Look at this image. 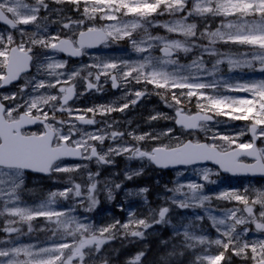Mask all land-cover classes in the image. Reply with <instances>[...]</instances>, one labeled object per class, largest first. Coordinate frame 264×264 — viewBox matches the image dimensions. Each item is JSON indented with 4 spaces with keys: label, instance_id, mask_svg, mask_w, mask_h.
Instances as JSON below:
<instances>
[{
    "label": "snow or ice",
    "instance_id": "6c2138e0",
    "mask_svg": "<svg viewBox=\"0 0 264 264\" xmlns=\"http://www.w3.org/2000/svg\"><path fill=\"white\" fill-rule=\"evenodd\" d=\"M57 4H71L74 11L80 13V18L60 21L63 29L68 31L61 36L60 32L44 35L47 26L36 24L37 31L29 32L26 28L18 25L33 24L40 18V13L49 11L46 0H35L34 4L24 0H0V22L8 25L19 33L17 39L13 33L0 34V88L11 84L13 81L23 78L22 74L30 73L35 69L21 87V94L30 85L31 92L23 104L6 105L5 101H15L16 95H4L0 97V215L8 213L13 217H19L21 221L30 222L35 217H45L48 223L54 225L50 231L55 239L60 234L59 242L51 246L17 245L13 241L0 240V264H84L85 253L83 249L95 245V251L111 239L119 222L94 227L91 223H85L72 213L76 210V204H71L67 210H57L51 207L55 203V197L60 196L69 199V193L75 197H83L81 186L75 184L63 191L53 192L50 198L36 208L20 206L16 202L20 200L19 192L25 183L27 172L51 173V172H73L87 165H64L60 163L66 157H77L82 160L95 158L97 163H111L107 159L109 153L120 155L130 153L129 159H146L151 164L168 168L176 165H202L211 162L218 166L219 170L232 175H262L264 176V147H258L256 141L264 142V79H250L246 81L228 82L222 78H215L222 69L220 64L227 62L228 71L244 70L259 71L264 73V0H55ZM21 9L27 10L22 12ZM100 13V20L116 21L103 26L88 24L87 21L97 19L93 14ZM177 13L185 15L174 23H163L148 19L155 15L165 14L175 16ZM132 16L137 19L132 22L123 18ZM222 17L220 27L214 31L208 27L197 33V24L186 23L189 17ZM47 16L42 19L47 20ZM231 18V19H229ZM147 20L152 26L164 27L169 33H178L185 37L184 41L168 40L160 36L149 35L146 40L137 41L133 32L137 28L144 27L143 21ZM145 32L147 29L145 28ZM195 37V40L190 38ZM127 38L133 49L138 53H148L140 61L114 60L112 58H93V63L88 68H95V73L89 71L86 77L87 89L97 88L101 76L111 80L112 87H127L135 82L143 83L145 86L152 85L156 94L164 99L167 107L172 108L175 117H169L163 113H157L151 120L174 119L175 124L187 130H199L206 133V139L212 143L200 142L199 140L181 141L173 135L174 130H167L151 134L136 135L128 133L137 142L148 140L159 141L162 136L175 139V145L163 144L153 146L150 150H143V146L127 143L109 147L108 152L101 154L97 147L89 141H98L103 144L105 135L96 133H83L80 138L73 139L76 131V121L92 125L96 123L94 116L97 111L103 114L105 111H124L129 105L123 104L119 108L101 106L88 108L81 111L73 109L69 105L74 93V85L70 82L79 72L70 74L58 73L55 69L64 68L67 61L56 63H45L54 59L45 55L43 59L34 52L35 47L51 49L55 53H66L72 57L87 55V49L96 48L101 45L108 47L110 42H118ZM201 39H207L208 45L217 42L232 43L237 45L252 46L249 53H241L239 56L225 55V59H217L212 69H204V61L200 58L193 60L192 65L201 71L181 75L180 69L185 66L179 65L176 59H172L177 50L185 53L193 48H202L201 55H217L218 50L199 43ZM148 40L158 41L159 44H148ZM146 45V46H145ZM162 46V47H161ZM160 47L162 57L154 56L149 50ZM176 65V70L165 71L164 66ZM41 76L54 77V79H40ZM95 76L96 83L88 80ZM207 76L214 77L208 81ZM61 77H66L61 79ZM223 87L227 92L245 93V96H230L217 93V89ZM41 89H56V92H40ZM179 89L180 91H176ZM210 90L205 92L203 90ZM186 90V91H185ZM147 89L135 90L137 100L146 94ZM170 97V99H169ZM195 97V101L193 98ZM195 104L196 114H190L184 107L185 104ZM24 111L21 112L20 109ZM57 112H66L68 119L57 120ZM87 113H93V118H86ZM217 117H226L220 121ZM228 121H244L239 133L232 135L221 133L216 130L215 125L227 123ZM40 124L42 131L25 132V126ZM55 125V126H54ZM67 126V132L62 129ZM250 133L249 141L241 139ZM123 137L124 133L112 131L110 138L115 140ZM219 141L220 143H217ZM243 158H251L254 163H246ZM137 175L139 173H136ZM98 175V173H96ZM182 175V173H181ZM211 175H219V171L212 169H200V178L206 183H217L211 180ZM92 179V174L89 175ZM131 179V175L128 176ZM176 187L169 189L173 193H180L184 199L178 200L174 195L173 204L181 208L204 207L205 202H210L214 195L217 199L235 201L243 207H234L225 212V219L217 220L210 216L213 227L219 233L214 240H208L204 235L191 234L188 229L193 227L190 223L184 228L185 241H195L198 244H214L218 249L216 254H208L198 257L199 260H207V264H231L232 256H238L249 264H264V235L255 238H246L253 229L244 227L238 230L240 225H254V231L264 234V188H252L251 186L241 189H224L212 195L205 194L203 189L206 184L188 182L187 184L176 181ZM117 189L120 185H115ZM187 188V192L182 190ZM97 191L96 182H92L87 188V199L91 202L86 211H90L97 203L94 193ZM147 191V189H142ZM108 198L113 199L112 191L109 190ZM79 203L83 204L81 199ZM11 205V207H9ZM260 206L258 213L254 207ZM169 212L168 207H162L155 223H167L165 217ZM238 213H246L247 215ZM55 217L57 219L53 220ZM196 219H201L196 217ZM226 220L232 223L227 224ZM7 223H16L10 220ZM136 223L144 228L151 226L145 219H139ZM223 226V227H221ZM128 229L127 223L120 225ZM32 225L28 224V232ZM9 233H20L18 228H4ZM99 232V236L96 233ZM105 233L110 235L105 237ZM132 236H143L140 231H131ZM176 235H180L179 229ZM71 238V239H69ZM11 244V246H9ZM192 247V244H187ZM230 253V254H229ZM143 252L138 253L129 264H140ZM171 255V253L169 254ZM23 257V258H21ZM78 258V259H77ZM164 264L167 259L161 257Z\"/></svg>",
    "mask_w": 264,
    "mask_h": 264
},
{
    "label": "rangeland",
    "instance_id": "374dc122",
    "mask_svg": "<svg viewBox=\"0 0 264 264\" xmlns=\"http://www.w3.org/2000/svg\"><path fill=\"white\" fill-rule=\"evenodd\" d=\"M48 1V0H46ZM50 4H49V11L46 13L45 16H49V18H47V20L42 19L41 17L38 18V20L36 22H34L33 24H29V25H20V28H26L29 30V32H35L37 31L36 29V24H45L46 21L51 20L50 24H47V31H49L50 33H56V32H65L68 31L67 29H63L62 28V24L58 25V22H60L61 18H63L62 20H66L67 17H69L66 14V10L69 7V4L64 3V4H57L55 3V0H50ZM24 2L26 3H35V0L28 1V0H24ZM58 7V8H57ZM188 7H191V0H189V4ZM63 9L65 11V15H63ZM22 12H27V10L25 9H21ZM61 14V16H60ZM94 16L97 17V19L95 20H89V23L95 24L96 26H103L105 24L108 23H116V21H105V20H100L98 17L101 15L100 13H95L93 14ZM185 15V13H177L175 16L172 15H168L165 14L163 16L160 15H153L152 17L148 18L151 20H154L156 22H158V24H163V23H174L175 21L181 19L183 16ZM71 17V16H70ZM72 18V17H71ZM200 16H195V17H189L188 20L186 21V23H196V19H200ZM219 18V17H216ZM221 20L223 19L222 17H220ZM125 21L128 22H132L133 20L137 19L135 17L132 16H126L123 18ZM231 19V18H229ZM220 20V21H221ZM144 24V27L141 28H137L134 30L133 32V37L137 40V41H141V40H146L147 37L149 35L151 36H160V37H164L167 38L168 40H180V41H184L185 37H183L182 35H179L178 33H169L164 27L161 26H152V24L148 23L147 20L142 22ZM145 28L147 29V32H145ZM205 28H203L201 30V32L204 30ZM45 35V33H44ZM14 36L19 39V33L14 32ZM191 40H195V37L190 38ZM124 43V46L127 48H130V50H125V52L122 53H116L114 55L111 56H104L101 54H95L93 56V58H112L114 60H129V61H140L142 60V58L146 55H148V53H138L136 52L132 45L130 44L129 40L127 38L120 40V42ZM119 42V41H118ZM116 43V42H114ZM148 44H159L158 41H153V40H148L147 41ZM200 44L205 45V46H209L208 45V40L207 39H201L199 41ZM232 43H224L222 41L217 42L214 45H210L209 47L218 50V54L217 55H208L207 53L201 55V53L203 52L202 48H193L192 51L185 53L182 50H177L175 52L178 53L177 56V61L179 65L185 66L184 68L180 69V74L181 75H188L190 73H195V72H199L201 71L199 68L197 67H187L189 65H192L193 60L200 58L204 61V69L205 70H210L212 69L213 64L215 63V61L217 59H225V55H229L226 52H223L224 47L223 46H227L231 45ZM236 45V47L240 48L242 50L241 53H249L252 50V46H248V45ZM146 46V45H145ZM158 49L159 47H154L151 48L149 51L156 57H160L158 54ZM220 54H225V55H220ZM239 54H237L236 56H239ZM234 56V55H231ZM219 67L222 69L221 72L217 73V76L215 78H222L223 80H226L228 82H236L237 80L239 81H246V80H250L251 77H249V79H245L243 80L241 77H237V75H235V77H237V79L235 77H232L231 72L228 71V64L227 62L222 63L219 65ZM224 67L226 69H224ZM165 71H174L176 70V65H167L164 66ZM242 72V74H244V71H249L248 69H244V70H239ZM88 75V72L86 73V76ZM259 77V76H258ZM62 80L64 79L63 77H61ZM91 77H88V79ZM208 81H211L214 79V77L212 76H207L205 78ZM261 79H264V77L262 76ZM257 80H259V78H257ZM87 82V80H86ZM135 86L139 87L136 88ZM147 89L146 94H144L141 98H140V103H135L132 104L131 101L136 99L135 95H134V91L135 90H143V89ZM79 90H81L80 88H78ZM157 91H163V90H156L152 85H147L145 86L143 83L140 84H136L135 82H133L132 84L128 85L127 87H125V89L121 90L120 94H112L110 92L109 95V102H108V106H114L115 108H119L121 107L123 104L128 103V107L126 109H124V111H112V115L118 117L119 121H127L126 119L130 118V117H134L139 115L142 119V124L146 127H135V131H136V135H140V134H145V133H151L153 135L161 133L165 130H167L168 128H172L174 130L173 135L175 137H178L181 141H186L187 138L189 137H194V138H198L201 136L200 131L197 134H188L187 132H184L182 129L176 128L174 126V119H163V118H158L157 120H151V117L153 115H156L157 113H163L168 115L169 117H174V111L172 108H169L165 105L164 103V99L160 96L157 95L156 92ZM176 91H180L179 89H177ZM186 91V90H185ZM205 92H208L210 90H203ZM217 93L221 94V95H230V96H245L247 94L245 93H235V92H227L222 86L220 88L217 89ZM157 97V98H156ZM170 99V97H169ZM193 101H195V97L193 98ZM191 106H189V104H185L184 107L189 111V113L191 114L193 111H195L197 108L195 107V104H190ZM108 108V107H107ZM149 113V118H147L146 120V116ZM99 119L97 120L98 123L102 124L103 126H100L98 129L94 130V131H88L91 133H96L99 132L100 130H103L105 128V122L110 121L107 116H102L101 113L98 114ZM218 120L220 121H225L226 117H217ZM234 122V123H233ZM236 121H228L227 123H220L218 125H215V128L217 131L221 132V133H226L225 131H227L226 129L229 127V124H235ZM238 122V121H237ZM241 122V121H240ZM237 126V125H236ZM235 126V127H236ZM234 127V126H233ZM230 127V128H233ZM241 128L237 129V132L240 131ZM112 131H116L114 126H110L108 129L107 133H103L102 135H105L107 137H109V141L114 142V144H112L111 147H115L116 145H118V143L116 142L117 138L115 140L110 138V134ZM231 131V130H229ZM88 132H84V133H88ZM118 132H122L124 133L126 136L130 137L131 139L132 136L128 135V133H133V131L128 130V127L124 126L121 130H119ZM239 133V132H238ZM235 135V134H233ZM81 137V136H80ZM206 137V136H205ZM133 141L136 143L137 146H143V150H150L151 147L153 146H159L161 143L163 144H171V145H175L176 140L175 139H169L166 136H162L161 139L159 141H154V140H148V141H143V142H137L133 139ZM95 145H98L100 147V149H102V154L107 153L108 149L110 146H102V144H96V142H94ZM210 143H212V141L210 140ZM217 143H220L219 141H217ZM128 144V143H127ZM131 145V144H129ZM264 145V143H263ZM102 146V147H101ZM264 147V146H263ZM130 153H123L120 155H115L112 153H109L107 156V159L111 160V163H108V167H118L120 168L122 171H124V173H122L124 179L126 181H130L132 180L135 176L132 174H135L136 176L140 175V173L144 172V170H146L147 165L145 162L143 161H139L137 158H132L129 159ZM123 158H120V157ZM117 159V161L115 160ZM115 160L114 163H112ZM82 165H87V167H82L79 168L76 171L73 172H67V173H62V172H55L58 173V175L54 176L51 180V185H49L48 187H54L52 185H54L55 182H58L60 180L64 181L65 183L68 184V187H73L75 184H79L81 186V191L84 193L83 197H75L73 193H69V199H65L63 197L57 196L55 197V203H53L51 205L52 208L57 209V206H59L57 204V200H60L62 205H66V207L63 210H67V208L75 203L76 204V210L74 213L76 212H80L84 213L86 210L85 208L88 207V205L91 203L88 199H87V188L90 186H85L84 184L88 181L89 183L94 182V180L97 177V191L94 193L97 203L96 205H99V203L104 204V202H111L112 199L108 198V192L109 190L112 191V194H115V191L117 190V188L115 187V185L119 184L120 187L123 185V182H119L120 181V177L117 179H114L116 173L113 172L110 169H108V174H104L102 176L96 175V172H92L89 168H92L93 166L95 168H98L99 164L93 163V164H82ZM200 169H202L201 167H196V168H192L190 170H186V169H181V170H177L176 172H174L173 175L169 176V186L168 189H164L163 191H160L162 194L161 199H162V203L164 205V207H168L169 208V214L168 217H166V221H168L167 223H161V225H167L170 229L171 232L173 233V236H177L179 237V240L175 241V245L179 247V252L172 255V260L173 262H169L167 264H207V260H199L198 257H202V256H206L208 254H216L218 251H222V249H218L217 246H215L214 244H198L195 241H185V238L183 236V231L184 228L189 225V224H185L183 222V220L185 219V216L187 215V209H178V213L179 215H177L175 213L174 208L175 206H178L177 204H173L172 203V197L175 195L176 198L178 200L184 199V197L180 194V193H173L172 191H169V189H173L176 187V181H179L181 183L187 184L188 182H198V183H202L203 184V180L200 178ZM125 171H127V173H125ZM136 173H139L138 175ZM182 173V175H181ZM92 174V179L89 178V175ZM131 175V179H128V176ZM93 177L95 178L93 180ZM105 177V178H104ZM213 175L210 176V179L212 180ZM69 178V179H68ZM26 179V178H25ZM47 180H45L46 182ZM159 184V183H158ZM34 186L33 185H29L26 188L27 189H32ZM238 187L241 188V190H243L246 187H249V185L247 184H242V185H238ZM252 188H264L263 184H257L254 183L252 186ZM45 189V187H44ZM224 190V188L219 189V191ZM63 191V190H61ZM183 192H187V188H184L182 190ZM53 192H59L57 190H53V191H47V190H43V194L42 193H37L35 194V198L33 199V201H30L29 203H27V201L20 195V200L17 201L16 203L19 204L20 206H27L30 208H36L38 207L40 204L44 203L45 201H47L50 198V194ZM122 193H124V191H122ZM138 195H141L144 193V191L139 190L138 191ZM83 199L84 203L81 204L79 203V201ZM236 205H231L230 207L227 208H234V207H240L242 208V205H239L237 202H235ZM95 205V206H96ZM9 207H11V205H9ZM199 207V206H197ZM195 210L192 212L193 215L190 216L191 219V224L194 226L195 221H200L203 222L205 219L207 220L208 225L202 227L200 224H197L195 227L197 229H192L193 227L189 228L188 231L191 234L194 235H204L207 237L208 240H214L219 236V233L216 231V228H214L213 225V221L212 219H210V216H214L216 217L217 220L219 219H225V212L222 214H215V212H212L211 210H207V209H202L201 210V214H200V210L196 209V207H194ZM260 210V206L256 205L254 207V212L258 213ZM119 211V210H118ZM149 211V210H148ZM147 211V212H148ZM146 211H140L139 215L142 214H146ZM159 212V210H158ZM74 213H72L74 215ZM8 214V213H7ZM243 215H247L246 213H241ZM76 216V215H75ZM13 217V216H11ZM78 217V216H76ZM81 217V216H80ZM129 220L133 219V217H131V214L129 213V216H127ZM196 217H200L201 219H196ZM0 218H2V215H0ZM136 218V217H135ZM53 220L57 219L55 217L52 218ZM83 217L80 218L81 221ZM112 220H115L113 223H116L117 220L119 219V217L115 216L114 218H111ZM137 219V218H136ZM12 220H15L18 229H20V233H9L6 231H3L4 229V223H7L8 221L6 219H3V222L0 221V226L2 229H0L1 233H5V235H10V234H14V235H20L22 233H24L27 235L28 232V224L31 223L32 225V229L35 232H38L40 229H44L45 232H40L42 234H44L50 241V245L51 246L53 243L55 242H59V237L60 234L58 233L55 239H50V237L52 236L51 228L55 227L54 225L48 223L47 218L45 217H35L32 221L30 222H24L21 221L19 219V217H15ZM108 220V219H105ZM86 221H88V219L86 218ZM138 221V220H137ZM87 223V222H86ZM91 223V222H90ZM151 223V222H149ZM227 224L232 223L231 220H226ZM102 224V222H101ZM110 225V224H106ZM134 226L139 227L140 225H138L136 223V220L133 222ZM103 226V225H102ZM246 225H240L237 226L238 230L244 228ZM223 227V226H221ZM250 228V227H249ZM140 229L146 230V228H144L143 226H141ZM179 229L180 231V235H176V230ZM251 229H253V231H250L248 233V236L246 238L250 239V238H255L257 236H261L264 235L262 233H258L254 231V225H251ZM3 231V232H2ZM34 232V233H35ZM117 232V231H115ZM0 233V234H1ZM106 237L109 236V233H105ZM99 236V234L97 235ZM71 239V238H69ZM112 239V236H111ZM6 241H13L12 239H7ZM187 244H192V247H187ZM30 245H34V244H30ZM95 249V245H91L89 247H86L85 249H83V252L85 253L84 256V264H116L115 262H111V259L113 256H106L104 254V251L99 250L98 252L94 250ZM230 254V253H229ZM78 259V258H77ZM125 262H130L131 258H125L124 259ZM236 261H240V264H249V262H246L244 260H242L240 257L238 256H232L231 259V264H233ZM74 264H76V262L74 261ZM160 264H164V260L161 261ZM222 264H224V262H222Z\"/></svg>",
    "mask_w": 264,
    "mask_h": 264
},
{
    "label": "flooded vegetation",
    "instance_id": "af4514ba",
    "mask_svg": "<svg viewBox=\"0 0 264 264\" xmlns=\"http://www.w3.org/2000/svg\"><path fill=\"white\" fill-rule=\"evenodd\" d=\"M51 20L46 21L45 25L50 24ZM88 24H92L89 23L87 21ZM67 32V31H66ZM13 33V32H11ZM54 34V33H51ZM49 31H47L45 33V35H51ZM62 34V33H60ZM64 35V34H63ZM111 45V47H113L116 45V43L114 42H110L109 46ZM104 46H100L97 49L94 48H89L87 49V55H83V56H79V57H67L66 55L62 54V53H55L53 52V50L51 49H42L39 47H35L34 48V52L36 54H38L40 56L41 59H43V57L45 55L47 56H52L54 57L53 60L51 61H45V63H56V62H62V61H67L66 65L64 68H58L55 69L56 72L58 73H65V74H70L73 72H79L78 76H75L72 81L70 82L71 85H74V89L75 88H80L81 90H74V95L72 97V99L69 100V105L75 110V109H80L81 111L86 110L88 108H99L102 106V104L104 103L103 100L101 99H97V100H90L87 101L86 100V94L90 93L93 89H87V83L86 80L83 79V77H86V73L91 71L93 73H95L97 71V69L95 68H88L86 67L87 65H91L93 63V56L95 54H101V55H105L106 51L104 50ZM35 73V69H30V73H25L22 74L21 79L16 80L15 83L10 84L7 87H2L0 88V97L4 96V95H16L17 99L15 101H5L6 105H14V104H23L24 101L28 98V93L31 92V86L29 85L26 89L24 94H21V87L25 84L26 80L29 78V76L31 74ZM54 79V77H45V76H41L40 79ZM66 78V77H65ZM107 77L101 76L100 82L104 81ZM62 79V78H61ZM93 83H96L95 81V76H91L90 79ZM110 79L107 78L106 83L103 84V89H105L104 91L107 90V88L112 89V83L109 81ZM88 82V81H87ZM116 90H114V93L120 94V91L123 89H125V87H118L115 88ZM46 91H52V92H56V89H41L40 92H46ZM75 98H79L80 101H78L77 103L73 104L71 103L72 100H74ZM21 112L24 111L23 108L20 109ZM56 117L57 120L60 119H68V114L66 112H57L56 113ZM86 118H90V113L86 114ZM77 124V126L81 129H87L88 126H82L81 123H79V121L75 122ZM55 126V125H54ZM25 132H31V131H42V125L40 124H34V125H28L25 126V128L23 129ZM73 139H78V135L74 133ZM213 180L215 181H222V182H227L230 184V182L232 181V179L229 176H224L221 175L219 173V175H216L213 177ZM254 180L255 179H247L249 186H252L254 184ZM259 181V180H258ZM262 183L264 184V181H262ZM228 189H233V188H228ZM236 189V188H235ZM212 204L209 205H236L235 201H227V200H223V199H217L215 197H213V201L211 202Z\"/></svg>",
    "mask_w": 264,
    "mask_h": 264
},
{
    "label": "trees",
    "instance_id": "16d2710c",
    "mask_svg": "<svg viewBox=\"0 0 264 264\" xmlns=\"http://www.w3.org/2000/svg\"><path fill=\"white\" fill-rule=\"evenodd\" d=\"M220 20V17H201L200 19H196L197 33L199 34L205 27H208L214 31L220 26ZM145 186L147 187L150 185ZM142 246V252L144 253V255L141 258L140 264H159L162 261L161 257H167L169 252L174 255L179 251V248L175 244L171 245V249H169V247L167 246H162L151 236L147 238V242L142 243Z\"/></svg>",
    "mask_w": 264,
    "mask_h": 264
},
{
    "label": "water",
    "instance_id": "95a60500",
    "mask_svg": "<svg viewBox=\"0 0 264 264\" xmlns=\"http://www.w3.org/2000/svg\"><path fill=\"white\" fill-rule=\"evenodd\" d=\"M161 53H162V55H163V52L161 51ZM179 126V125H178ZM209 163H211V162H209ZM213 164V163H212ZM177 166H181V165H176V167ZM173 167V166H172ZM172 167H168V168H172ZM160 168V167H159ZM249 175H251V174H249ZM251 176H262V175H259V174H257V175H251Z\"/></svg>",
    "mask_w": 264,
    "mask_h": 264
}]
</instances>
